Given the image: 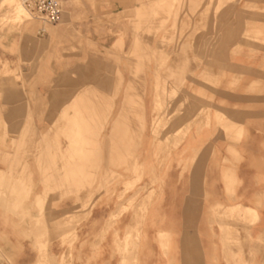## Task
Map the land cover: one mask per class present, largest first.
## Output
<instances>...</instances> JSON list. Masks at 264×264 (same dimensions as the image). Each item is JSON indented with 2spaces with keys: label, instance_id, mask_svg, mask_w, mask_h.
<instances>
[{
  "label": "rangeland",
  "instance_id": "obj_1",
  "mask_svg": "<svg viewBox=\"0 0 264 264\" xmlns=\"http://www.w3.org/2000/svg\"><path fill=\"white\" fill-rule=\"evenodd\" d=\"M70 1L93 18H69L64 0L60 21L39 20L36 29L16 13L0 12V159L21 173L3 194L23 206L35 187L24 175L30 166L37 170L40 210L28 214L27 229L40 252L36 264H100L105 249L114 264H142L152 230L165 219L156 208L168 188L178 201L185 170L214 134L241 139V127L228 126L227 101L218 90L227 88L222 82L229 74H245L243 67L228 68L229 59L243 60L245 48L259 56L264 48V0ZM117 123L122 142L115 141ZM165 165L171 169L159 196ZM220 167L231 195L234 164L224 158ZM192 187L197 203L195 175ZM57 198H74L77 209L51 222ZM101 203L102 227L96 222ZM225 204L215 206L213 217L222 264H264V239L251 238L255 229L264 232L260 213L240 202ZM206 251L205 264H218L216 251Z\"/></svg>",
  "mask_w": 264,
  "mask_h": 264
},
{
  "label": "crops",
  "instance_id": "obj_2",
  "mask_svg": "<svg viewBox=\"0 0 264 264\" xmlns=\"http://www.w3.org/2000/svg\"><path fill=\"white\" fill-rule=\"evenodd\" d=\"M60 1L63 16V0ZM64 1L68 4L69 18H93L92 13L88 11L74 10L70 0ZM83 4L88 5L89 0H83ZM260 49L259 56L247 53L248 49L245 48L243 60L229 59L228 68L243 67L245 74L238 78L229 74L222 82L227 88L218 90V95L227 101L228 126L230 127L233 123L241 127V139L236 142L230 137L226 140L222 132L214 134L205 148L196 156L195 166L185 170L186 182L178 201L173 198L172 191L168 188V193L163 196L161 205L159 204L160 206L156 208L158 211L163 210L165 219L159 220L157 228L152 230V236H149L148 257L146 259L142 257V264L144 262L146 264H205L209 258L206 248L216 251L219 256L218 264H222L224 259L221 261V258L225 256H221L219 250L220 236L218 237L217 225L213 219L215 206L219 202L226 203V206L240 202L245 206L256 207L255 209L260 213L261 222H264V48ZM211 66L220 65L212 63ZM193 145L194 143H187L186 147ZM232 149L237 157L233 158L230 153ZM183 158L181 156V159ZM224 158H228L229 162L234 164L232 169L237 185H234L231 195L227 194L229 184L223 181L225 176H222L226 174L220 167ZM32 163L29 162L33 165ZM13 164L16 163L4 158L0 159V264H36L40 252L35 245V237L28 235L27 229L30 226L28 214L32 217L39 214L40 209L34 200L41 195L43 188L38 183L37 170L30 166L31 173L27 172L24 176L31 184L34 183L35 187L32 189L30 199L25 200L23 206L15 207L13 195L3 194L13 183L10 184L11 179L17 180L21 176L19 171H15ZM180 167L184 169L183 164ZM11 169L14 171H10ZM29 174H31L30 177ZM194 175L197 176L200 186V193L196 197L197 203L194 200L195 189L192 187ZM230 187H232L231 184ZM208 195L211 196L213 205L208 204ZM58 199L53 200L56 206L50 209L51 222H54L61 213H70L77 209L74 198H65L62 201ZM259 201L260 205L257 206ZM152 207L149 209L148 218L153 211ZM213 209L214 213H212ZM97 211L100 216L99 220L95 221L102 227L106 222V215L103 213L106 210L102 203ZM251 227L253 228V225ZM151 228L149 227L150 232ZM59 248V240H54L52 253L57 254ZM107 255L108 249L101 250L100 264H114L113 260H108Z\"/></svg>",
  "mask_w": 264,
  "mask_h": 264
},
{
  "label": "bare ground",
  "instance_id": "obj_3",
  "mask_svg": "<svg viewBox=\"0 0 264 264\" xmlns=\"http://www.w3.org/2000/svg\"><path fill=\"white\" fill-rule=\"evenodd\" d=\"M68 1V0H67ZM69 3V2H68ZM72 9V8H71ZM6 11H9V12H12L13 14L14 13H16L17 15H19V17H22L23 18V20L25 21V25H26V27L27 28H29V29H31V28H38V26H39V20L40 19H38V18H36L32 13H30L29 12V10L22 4V2H21V0H1L0 1V12H2V13H4V12H6ZM5 14V13H4ZM11 16V15H10ZM13 16H15V15H13ZM12 17V16H11ZM40 30H43V31H45L46 29L44 28V27H41L40 28ZM52 33V32H51ZM177 66V65H176ZM131 71V70H130ZM175 75V74H174ZM181 75H179V77H180ZM171 77V76H170ZM183 77V76H182ZM132 81V80H131ZM135 81V80H134ZM137 81H140V82H142L141 80H137ZM136 81V82H137ZM193 81V80H192ZM139 82V83H140ZM144 82V81H143ZM130 85L132 84V82H130V80H129V82H128ZM135 83V82H134ZM133 83V84H134ZM138 83V82H137ZM136 83V85H138ZM193 83H195L194 81H193ZM128 84V85H129ZM141 84V83H140ZM134 86V87H132V88H135L136 89V87L137 86ZM143 85L145 86V84L143 83ZM142 85V86H143ZM158 85V84H157ZM156 85V86H157ZM177 85V84H176ZM131 86H133V85H131ZM131 86H127V88L129 87V89H132V88H130ZM139 87V86H138ZM155 87V86H154ZM146 88V87H145ZM128 89V90H129ZM157 89H158V87H157ZM156 89V90H157ZM162 89V88H161ZM127 90V89H126ZM127 90V91H128ZM133 91H134V89H132ZM137 90V89H136ZM140 90V89H139ZM146 90V89H145ZM129 92H130V90H129ZM129 92L127 93L126 92V95L125 96H127L128 94H129ZM136 92V91H135ZM158 92V91H157ZM134 93V92H133ZM156 93V92H155ZM169 94V93H168ZM130 95V94H129ZM148 95V94H147ZM124 96V97H125ZM171 98V97H170ZM126 99V98H125ZM128 100H126L125 102H127ZM141 104V103H140ZM144 104V103H143ZM177 104V103H176ZM181 104V103H180ZM125 106V104L123 105V107ZM174 107V106H173ZM178 108V107H177ZM140 109V108H139ZM143 109V108H142ZM141 110V109H140ZM144 111V110H143ZM176 111V110H175ZM178 111V110H177ZM145 112V111H144ZM116 119V118H115ZM118 120V118L115 120V121H117ZM224 123V122H223ZM118 123L117 124H115V129H114V137H116L115 138V141H119V140H121V142H122V140L124 141L125 140V133H123V131H121V129H118ZM228 130H229V128H227ZM230 131V130H229ZM231 132V131H230ZM113 137V138H114ZM140 137H141V135H140ZM232 138V137H231ZM117 139V140H116ZM235 140V139H234ZM120 142V141H119ZM114 143H116V142H114ZM124 143V142H123ZM130 149V148H129ZM132 149V148H131ZM130 151V150H129ZM128 152V151H127ZM126 153V152H125ZM128 153H130V152H128ZM171 166H172V164H171ZM176 167L178 168V166L176 165ZM171 169V167H169V166H163L162 167V170H161V173H160V186L162 187L161 188V190H160V194H159V196L160 195H162L163 194V191H164V186L166 185V176L168 175V173H169V170ZM225 171H227L226 169H225ZM178 172H179V170H178ZM220 172V171H219ZM180 175L178 174L176 177H178V178H182L184 175H183V171H180ZM220 174V173H219ZM224 174H226V172L224 173ZM224 176H226V175H223L222 177H224ZM174 173H172V175H171V178H172V180L171 181H173L174 180ZM141 178V177H140ZM137 179V178H136ZM225 179V178H224ZM139 180V179H138ZM137 180V181H138ZM130 184V183H129ZM232 185V184H231ZM233 187V186H232ZM140 190V189H139ZM229 190V189H228ZM230 193V192H229ZM232 193V192H231ZM233 198V197H232ZM132 202V201H131ZM234 205V204H233ZM122 208V207H121ZM235 208V207H234ZM236 208H237V206H236ZM235 208V209H236ZM123 209V208H122ZM121 214V213H120ZM130 230H132V229H130ZM255 231V232H254ZM253 232V234H251V238L254 240V242L255 243H260V242H262L263 241V239L264 238H262L263 237V228H261V229H259V230H253L252 231ZM251 232V233H252ZM254 243V244H255ZM261 245V244H260ZM91 247V246H90ZM260 248V247H259ZM258 248V249H259ZM258 249H256V250H258ZM253 251V250H252ZM70 254V253H69ZM212 254V253H211ZM214 259V258H213ZM216 259V258H215ZM249 260V259H248Z\"/></svg>",
  "mask_w": 264,
  "mask_h": 264
},
{
  "label": "built area",
  "instance_id": "obj_4",
  "mask_svg": "<svg viewBox=\"0 0 264 264\" xmlns=\"http://www.w3.org/2000/svg\"><path fill=\"white\" fill-rule=\"evenodd\" d=\"M22 4L36 18L57 23L62 18V5L60 0H21Z\"/></svg>",
  "mask_w": 264,
  "mask_h": 264
}]
</instances>
